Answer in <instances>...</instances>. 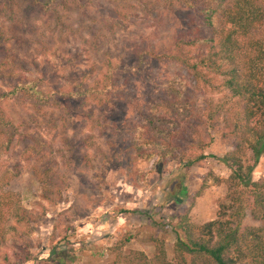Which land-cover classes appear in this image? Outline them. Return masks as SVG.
<instances>
[{
  "label": "rangeland",
  "instance_id": "374dc122",
  "mask_svg": "<svg viewBox=\"0 0 264 264\" xmlns=\"http://www.w3.org/2000/svg\"><path fill=\"white\" fill-rule=\"evenodd\" d=\"M15 8L13 21L0 16L6 39L0 45V92L11 90L20 74L50 78L48 70L62 86L90 85L109 72L119 89L105 103L86 101L81 112L91 110L90 120L74 116L51 129L38 128L32 118L42 121L41 112L17 96L2 101L16 135L7 150L0 147V197L19 203L29 218L18 224L3 209L0 264H126L124 257L134 251L151 259L154 240L171 260L180 214L186 211L195 225L216 217L229 174L222 156L233 143L217 126L209 136L201 132L208 144L192 149L204 154L196 164L158 163L155 156L135 155L133 126L140 111L151 109L153 89L164 79L185 81L196 114L203 99L224 91L192 88L185 70L158 57L195 16L178 0H75L62 9L54 6L57 13L16 0ZM141 50L157 56H144L137 67ZM36 130L48 147L42 155L27 147ZM260 178L264 149L251 172V180ZM243 222L258 225L247 212Z\"/></svg>",
  "mask_w": 264,
  "mask_h": 264
},
{
  "label": "trees",
  "instance_id": "16d2710c",
  "mask_svg": "<svg viewBox=\"0 0 264 264\" xmlns=\"http://www.w3.org/2000/svg\"><path fill=\"white\" fill-rule=\"evenodd\" d=\"M28 1L57 13L54 6L62 9L75 0ZM178 2L196 19L189 16V26L180 31L182 34H178L171 49L159 52L158 57L172 60L185 70L192 88L207 94L224 91L215 99H203L201 113L196 114L190 102L191 88L185 81L177 77L162 80L153 89L155 102L151 109L140 111L138 123L133 126L134 153L140 159L155 156L158 163L177 159L188 167L204 157L202 152L192 150L208 144L202 142L201 132L209 136V130L219 126L221 135L233 143L232 149L222 156L229 169L226 193L214 219L195 225L188 220L186 211L180 214L171 260L165 257L158 240L153 241L155 253L151 259L141 251L124 258L126 264H264V178L251 180L252 169L264 149V0ZM15 7L16 0H0V16L13 21ZM5 40L0 34V45ZM144 56L156 57L157 53L137 52V67L144 64ZM51 71L48 70L50 78L44 73L32 77L20 74L11 90L0 92L2 149L7 150L16 135V127L1 107L5 99L17 96L22 105L41 112L42 121L32 118L38 128L51 129L74 116L90 120L91 110L81 112L86 101L105 103L119 89L109 72L102 73L90 85L75 81L62 86L53 83ZM180 121L184 123L182 127ZM28 138L27 147L35 153L42 155L48 150L38 130ZM148 147L151 150H145ZM247 153L249 156L245 157ZM5 207L18 224L29 218L19 203L0 197V221ZM246 212L258 225L244 224Z\"/></svg>",
  "mask_w": 264,
  "mask_h": 264
}]
</instances>
